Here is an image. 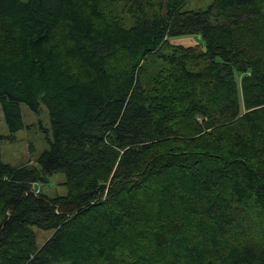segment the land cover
<instances>
[{"label": "trees", "instance_id": "16d2710c", "mask_svg": "<svg viewBox=\"0 0 264 264\" xmlns=\"http://www.w3.org/2000/svg\"><path fill=\"white\" fill-rule=\"evenodd\" d=\"M156 1L0 0V143L51 132L0 156V264H264V0Z\"/></svg>", "mask_w": 264, "mask_h": 264}, {"label": "rangeland", "instance_id": "374dc122", "mask_svg": "<svg viewBox=\"0 0 264 264\" xmlns=\"http://www.w3.org/2000/svg\"><path fill=\"white\" fill-rule=\"evenodd\" d=\"M116 1L120 5L119 15L122 18L123 23H126V26L129 27L132 23L129 22L127 10L130 3L135 0H130V2H128L129 0ZM136 1L141 3L147 1L157 3L156 0ZM209 3L210 0H189L185 5L184 10H204L207 8ZM171 44L183 45L185 47L197 44L199 45V50L204 46L202 40L198 36L176 37L171 39ZM160 69L161 68H158L157 71ZM20 108L26 128L14 135V142L3 140L0 143V156L2 162L9 163L13 167L35 164L36 159L42 154V152L48 150V141L51 140L50 122L46 108L41 105L38 113L32 112L25 105H21ZM0 134L2 136L8 135L1 113ZM64 181L65 177L63 174H55L48 177L47 182L38 183L37 186L41 188L42 193L48 197L53 198L56 196H64L67 193L66 188L61 185ZM33 231L35 234V243L38 247L42 246L52 234L51 231H41L37 229H33Z\"/></svg>", "mask_w": 264, "mask_h": 264}, {"label": "built area", "instance_id": "2783aa9c", "mask_svg": "<svg viewBox=\"0 0 264 264\" xmlns=\"http://www.w3.org/2000/svg\"><path fill=\"white\" fill-rule=\"evenodd\" d=\"M40 188L37 186V184H32L31 185V192L34 194V195H38L40 193Z\"/></svg>", "mask_w": 264, "mask_h": 264}, {"label": "crops", "instance_id": "0c3cea01", "mask_svg": "<svg viewBox=\"0 0 264 264\" xmlns=\"http://www.w3.org/2000/svg\"><path fill=\"white\" fill-rule=\"evenodd\" d=\"M27 163V162H26ZM7 164H9V163H7ZM11 165V164H10ZM26 165H28V164H26ZM40 190H41V188H40ZM42 192V191H41Z\"/></svg>", "mask_w": 264, "mask_h": 264}]
</instances>
